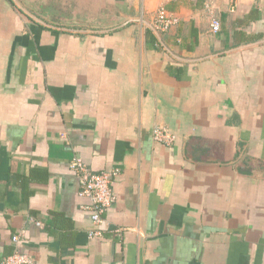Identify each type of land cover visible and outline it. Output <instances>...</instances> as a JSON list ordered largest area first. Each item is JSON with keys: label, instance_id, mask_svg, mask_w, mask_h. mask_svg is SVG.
I'll list each match as a JSON object with an SVG mask.
<instances>
[{"label": "crops", "instance_id": "crops-1", "mask_svg": "<svg viewBox=\"0 0 264 264\" xmlns=\"http://www.w3.org/2000/svg\"><path fill=\"white\" fill-rule=\"evenodd\" d=\"M229 5L0 0V260L264 264V0ZM73 159L118 171L101 238Z\"/></svg>", "mask_w": 264, "mask_h": 264}, {"label": "built area", "instance_id": "built-area-1", "mask_svg": "<svg viewBox=\"0 0 264 264\" xmlns=\"http://www.w3.org/2000/svg\"><path fill=\"white\" fill-rule=\"evenodd\" d=\"M238 0H230L228 12L233 13L237 6ZM210 15V30L212 33L220 31V20L214 15L211 3L205 5ZM178 23V19L169 15L165 10L160 9L156 12L149 28L155 33L167 32L172 26ZM152 141L164 146H171L174 143V136L167 128L155 125L151 129ZM70 167L74 171L78 182V197L83 199L80 209L84 211L91 222L92 230L89 231L88 237L91 239L101 238L104 227L106 212L116 203V196L113 191V182L118 175L117 170H101L99 172L92 171L80 159H73ZM120 233L121 230H115ZM15 245L14 251L0 260V264H35L32 259L18 249L19 236L12 238Z\"/></svg>", "mask_w": 264, "mask_h": 264}, {"label": "trees", "instance_id": "trees-1", "mask_svg": "<svg viewBox=\"0 0 264 264\" xmlns=\"http://www.w3.org/2000/svg\"><path fill=\"white\" fill-rule=\"evenodd\" d=\"M32 171H36V172L34 173V176H30V179L22 178L21 181H20V183H19L20 186H21V188L24 189V190L26 189V186L28 185V181L31 180L33 177H35L39 171H44V170H42V169H34V170H33V169H32ZM45 171H46V170H45ZM98 172H99V171H98ZM43 177H46V176L44 175ZM35 178H36V177H35ZM35 178H33L32 180H35ZM27 195H28V194H26V198H27ZM13 251H14V249H13ZM12 253H13V252H12ZM12 253H11V254H12ZM11 254H10V255H11Z\"/></svg>", "mask_w": 264, "mask_h": 264}, {"label": "rangeland", "instance_id": "rangeland-1", "mask_svg": "<svg viewBox=\"0 0 264 264\" xmlns=\"http://www.w3.org/2000/svg\"><path fill=\"white\" fill-rule=\"evenodd\" d=\"M104 19H108V17H104ZM117 21H118V20H117ZM117 21H116V22H117Z\"/></svg>", "mask_w": 264, "mask_h": 264}]
</instances>
